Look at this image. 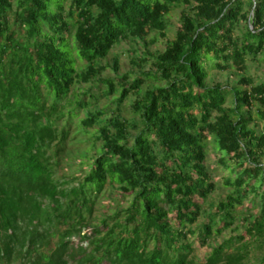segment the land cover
Segmentation results:
<instances>
[{"label": "trees", "instance_id": "trees-1", "mask_svg": "<svg viewBox=\"0 0 264 264\" xmlns=\"http://www.w3.org/2000/svg\"><path fill=\"white\" fill-rule=\"evenodd\" d=\"M67 1L0 0V264H199L196 242L207 246L234 226L237 207L253 194L260 213L243 216V233L200 262L247 264L251 246L264 249V131L250 127L264 121V83L243 76L230 106L231 90L207 78L209 68L244 72L260 60L264 0H249L248 12L244 0ZM180 6L189 10L176 38L138 60L142 67L154 58V69L133 80L99 79L101 95L116 96V114L103 121L111 107L88 110L79 126L100 125V151L78 176L58 177L74 117L93 104L87 91H74L77 83L97 79L106 69L99 61L116 44L148 43L153 31L166 36V16ZM149 79L163 83L134 101L137 121L124 118L122 104ZM211 140L231 188L215 209ZM107 185L114 201L129 204L94 223Z\"/></svg>", "mask_w": 264, "mask_h": 264}, {"label": "rangeland", "instance_id": "rangeland-1", "mask_svg": "<svg viewBox=\"0 0 264 264\" xmlns=\"http://www.w3.org/2000/svg\"><path fill=\"white\" fill-rule=\"evenodd\" d=\"M244 1V10L248 12L250 11L251 5L249 3V0ZM69 3L70 0L67 1V5H69ZM187 10H189V8L186 6L175 7L166 16V20L168 21L166 36H163L159 31H153L148 36V43H144L139 40H129L122 41L121 43L116 44L112 48L108 57L99 61L100 65L106 67L101 75L91 82L77 83L76 89L74 91L80 94V96H82L87 91L88 96L84 98L93 101V104L90 106V108H79L78 114L74 117L73 123L71 124V137L67 140L66 147L61 153V161L56 173L58 177H60L61 179H71L72 177L78 176L79 174H81L83 163H90V159L100 151L102 140L97 139L100 125L98 124L95 127H90L87 129H82L79 126L81 119H84L88 116V110H97L111 107L110 112L103 116V121L105 119L113 117L116 114L113 113L114 110H116V104H114L113 102L116 96H111L110 98H108L104 95H101V91L102 89H105V87L99 79L115 78L118 75L129 74L130 79L133 80L138 74H140V72L150 71L151 69H154V58H151L146 63H143L142 67L138 65L139 58L145 55L147 52L153 54L163 52L167 44L176 38L177 32L183 23V14ZM247 24V21H243L240 27L236 30V34L238 35L241 31L240 28H245ZM263 57L264 52L260 54L259 61H249L248 68L244 72H239L235 68L229 70L209 68L207 82L211 85L221 84L222 86L229 88L231 92L229 94L226 105H234L233 88L238 85L240 79L243 76L250 77L253 80L254 85L264 83ZM76 60L77 67L80 70L87 67V64L77 56ZM116 60L119 63L118 71L115 69ZM162 83V81L157 79L147 80L143 85V88L139 92H133L122 104L121 115L124 118L129 119L130 121H137L139 119V115L134 111V101L137 98L143 97L144 93L148 89ZM94 94L97 95L98 98H94ZM259 106L260 104L258 102L254 103V106L251 109L254 117L257 116V110ZM247 110H249V108H245V111ZM250 127L256 128L258 131H264V121L255 118V120L250 124ZM207 149V165L211 170H213L214 178L218 183L217 190L210 196L208 200V204L212 203L214 206L213 209H215L219 202L231 191V188L225 186L223 183V178L226 175L228 176L230 172L223 168H217L219 152L216 143L213 140L209 142ZM260 161L264 163V156L260 157ZM84 169L88 171L89 167L85 166ZM114 196L115 194L111 191L110 186L107 185L105 191L100 194L97 199V203L94 206L92 214L94 223H100V220L104 216L112 214L118 204H120L123 208L128 206V201L130 198L120 199V201L117 202L114 201ZM211 206L212 205H210L209 207L212 210ZM262 206L263 205L261 202V198L255 197L252 194L250 198L245 200L243 205H239L237 207L238 218L235 222V225L225 229L220 236H218L215 240L212 239L207 246H202L200 243L196 242V249L192 256L195 255L197 261L200 264L202 258L211 252L213 246L223 243L231 237L240 236L245 229V225L243 224V216H250L252 214L260 213ZM203 219H201L200 222L203 221ZM195 226H197V224ZM234 243L235 246L242 244V242H239L237 240H235ZM251 247H253V251L251 253V258L247 262V264H258V259L261 258L262 254L264 253V249L260 250L254 248V245Z\"/></svg>", "mask_w": 264, "mask_h": 264}]
</instances>
